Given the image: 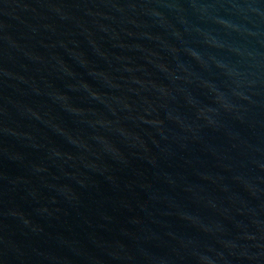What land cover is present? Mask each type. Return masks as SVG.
Returning a JSON list of instances; mask_svg holds the SVG:
<instances>
[{
	"label": "water",
	"instance_id": "water-1",
	"mask_svg": "<svg viewBox=\"0 0 264 264\" xmlns=\"http://www.w3.org/2000/svg\"><path fill=\"white\" fill-rule=\"evenodd\" d=\"M0 264H264V0H0Z\"/></svg>",
	"mask_w": 264,
	"mask_h": 264
}]
</instances>
